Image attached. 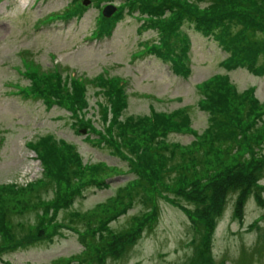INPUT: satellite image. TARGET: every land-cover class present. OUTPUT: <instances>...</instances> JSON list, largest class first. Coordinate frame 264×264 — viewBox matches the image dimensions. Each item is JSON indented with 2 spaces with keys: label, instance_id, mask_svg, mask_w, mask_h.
Returning <instances> with one entry per match:
<instances>
[{
  "label": "rangeland",
  "instance_id": "obj_1",
  "mask_svg": "<svg viewBox=\"0 0 264 264\" xmlns=\"http://www.w3.org/2000/svg\"><path fill=\"white\" fill-rule=\"evenodd\" d=\"M162 1L0 0V264H264V10Z\"/></svg>",
  "mask_w": 264,
  "mask_h": 264
},
{
  "label": "trees",
  "instance_id": "obj_2",
  "mask_svg": "<svg viewBox=\"0 0 264 264\" xmlns=\"http://www.w3.org/2000/svg\"><path fill=\"white\" fill-rule=\"evenodd\" d=\"M165 1H167V0H163L162 2L164 3ZM231 1H233V0H230V2ZM238 1L239 2L237 3L236 9H235V11H233L234 12L233 16L235 18L242 19L244 21L248 20L251 23H257V20L254 17V14H255V11H257V10H264V0H238ZM165 5H167V4H165ZM217 10H220V11L216 12V14H217V16H219L221 18V17L225 16L226 12H231V7H230V5H227L226 3H222L221 7H219ZM187 12H188V16H186L185 18L189 17L190 14H193L192 16L196 19V21L200 24V26L205 24L204 20H209V17L211 16V15H206V13H203V12L195 14V15L190 10ZM173 19L174 18L172 17L170 20H173ZM50 20H52V19H50ZM261 29L264 30V28H261ZM251 31L255 32L254 30H251ZM234 37H235V35H232V38H234ZM238 42L241 43L240 47H242L244 40H242V38H240L238 40ZM225 62H227V61H225ZM221 95L222 94H220L219 96H221ZM209 97H211L212 99L206 103V107L209 108V110H210V113H211L210 119L215 118L216 124H219V122H226L227 120H231V114L230 113L225 114V110H223V107H219L218 102H221L222 99L218 100L217 98H214L211 93L209 94ZM245 102L251 103L253 101L251 99H249V100L246 99ZM250 113L253 114V116L251 118H249V116H248V114H250ZM256 117L259 118V115L257 114V111L254 109H251V107H249V109L244 114L233 115L232 119L237 118L239 121H241V123L231 127V132L228 133L229 136L224 137L222 139L223 145L225 144L227 146V148L229 149L231 147L230 144L234 145V144L238 143V140H239L241 143H246V145H248V147L256 146L257 143L254 141H249V143H250L249 144L248 140L245 141V140H242V137L236 138V136H235L236 134L241 136V133L237 132L238 130L244 131L242 134H245L246 133L245 126H248L251 123H253V121H256ZM154 119H155V117L153 116L152 118L148 119V122L152 121ZM222 141H220L218 143V145H220ZM57 149H59V148L57 147ZM252 157H253V155L246 161L250 162ZM214 176H215V178H218V181L220 183L237 184L238 186L236 185V186H231V187L233 189L237 188L238 193L242 192L241 183H238V181L235 179L234 175H228L227 174L224 177H221L220 175L215 173ZM205 194L209 195L210 193H205ZM238 195L239 194H237V197H238ZM128 198L130 199V202H131V200H132L131 193L128 195ZM213 223H214V221H212V224ZM204 224H206V223L201 221V223L198 224V227L203 228ZM212 224L209 221L207 222V226H211Z\"/></svg>",
  "mask_w": 264,
  "mask_h": 264
},
{
  "label": "water",
  "instance_id": "obj_3",
  "mask_svg": "<svg viewBox=\"0 0 264 264\" xmlns=\"http://www.w3.org/2000/svg\"><path fill=\"white\" fill-rule=\"evenodd\" d=\"M113 6L111 4H109L106 8H104V14H109L110 11L112 10Z\"/></svg>",
  "mask_w": 264,
  "mask_h": 264
}]
</instances>
